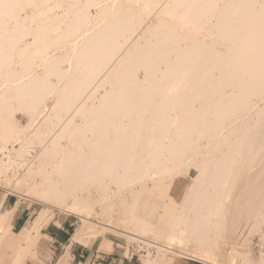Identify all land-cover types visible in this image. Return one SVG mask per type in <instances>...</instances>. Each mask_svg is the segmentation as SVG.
<instances>
[{
  "label": "bare ground",
  "instance_id": "6f19581e",
  "mask_svg": "<svg viewBox=\"0 0 264 264\" xmlns=\"http://www.w3.org/2000/svg\"><path fill=\"white\" fill-rule=\"evenodd\" d=\"M20 1L6 0L1 5L10 7L5 14L10 15ZM92 1L86 0L79 7L77 4L71 5L70 10L77 18L70 25L71 31L82 30L89 16L87 7ZM120 3L119 0H104L98 6L101 8L97 12L101 17L97 18L101 22L98 31L91 35V30H87L71 43L75 53L68 69L73 72L63 81L61 93L63 109L73 115L63 118L62 132L53 133L51 137V132L43 134L39 130L34 131L32 140L22 145L18 157L9 163L10 169L25 168L30 163L22 154L28 155L29 143L37 140L41 144V154L51 158L47 165L44 164V183L40 195L61 204L70 197L72 202L68 206L76 207L80 200L78 191L86 192L95 179L103 180L105 176L112 178L115 184L127 186V189H131L134 182L145 179L151 170L153 177L150 182L153 187L176 178L178 173L173 170L166 179L163 178V161L186 157L189 150L199 149L197 144L205 139L207 144L214 146L202 154L195 153L189 163L198 168V174L185 189L182 199V202L191 203L188 211L192 217L185 219L186 226L190 228L193 238L210 242L206 229L208 221L204 219L206 208L221 212L225 209L226 214L222 213V219L231 212L243 218L249 216L251 219L245 239L260 233V240L264 236V232H261L264 223V142L252 152L257 129L237 128L242 123V117L240 119L236 116L238 112L234 113L235 109L252 106V96L261 97L264 102V3L259 9L257 0H230L219 11L213 30L217 36L230 42L223 50L219 49V41H194L190 30L171 19L157 16L154 26L145 27L143 42L133 36L125 38L127 32L136 29L135 17H140L141 22L142 15L122 8L121 4L126 3ZM148 3L152 4V1ZM194 6L196 9L192 10ZM214 6L211 0H162L158 11L180 20H196L211 15ZM20 29L24 30V25H20ZM8 32L5 30L4 33ZM189 40L192 41L190 44L187 43ZM4 55V51L0 50V69L7 60ZM43 59L50 68L58 63V59L50 55H45ZM160 64H164L165 68L161 70ZM139 68H143L142 79L136 75ZM25 74L26 85L21 80L4 79L0 87V91L3 87L17 91L25 86L20 92L21 96L13 100L16 102L14 104L0 94V107L6 104L0 109L2 151L7 149L6 140L11 132L5 120H1L5 117L2 113L37 101L35 99L41 94L42 87L47 86L46 76ZM126 78L130 82L122 86ZM111 80H115L119 86L111 87L110 93L102 98L98 106L91 103L86 108L79 103L78 99L92 91L91 81L100 84ZM158 81L166 82V86L157 87ZM52 109L55 115H59V104H54ZM174 109L177 116L176 121L172 122ZM78 112L88 113L80 129L79 141L78 128L72 119ZM38 116L34 124L38 122ZM248 116L245 115L246 118ZM73 132L76 134L74 147L57 150L55 146L61 136H69ZM225 133L224 142L237 144V156L246 159L238 168L239 175L228 173L226 169L233 160L231 152H222L211 162L215 155L212 151L217 149ZM45 136L51 137L52 147H43ZM236 137L243 141L237 142ZM137 149L140 153H136ZM177 164L174 163V166ZM189 165L183 169L184 174L188 172ZM210 165L213 169L209 168ZM46 166H51L55 173L48 172ZM3 167L7 168V165L3 164ZM228 178L230 185L242 182L238 198H232L233 190L225 182ZM140 187L144 190L146 184L140 183ZM150 196H153L152 192H146L142 204L146 212L145 222L156 219L158 225L164 224L157 216L154 217L153 212L158 206ZM225 201L229 203L228 207ZM89 202V197L83 201L84 204ZM179 222L180 217L172 215L171 224L177 225ZM242 253L245 263L259 264L257 259L250 258L249 251Z\"/></svg>",
  "mask_w": 264,
  "mask_h": 264
},
{
  "label": "rangeland",
  "instance_id": "374dc122",
  "mask_svg": "<svg viewBox=\"0 0 264 264\" xmlns=\"http://www.w3.org/2000/svg\"><path fill=\"white\" fill-rule=\"evenodd\" d=\"M5 1L0 0V50L4 51V58L7 60L2 64L0 69V87L4 79H12L16 82L21 80L20 82L26 85L27 79L24 78L26 76L25 73H29L33 77L46 76L45 83H47V86L44 85L42 87L41 94L35 99L37 101L29 103L27 106L23 105L2 113L5 117H2L1 120H5L4 122H6L11 132L6 140V152L0 150V187L16 195L20 201H25L36 212H39L38 215L41 213L46 214L47 222L44 221L43 225L49 222L59 224L64 220L70 223L71 233L76 232L75 237L71 241L89 244L93 240L104 241L108 238L113 239L122 244L126 249L127 256H133L138 260L139 264H247L242 253L244 251H249L250 258L257 259L259 264H264L263 257L258 248L260 233H255L248 236L247 240L245 239L251 219L249 216L243 218L231 212L227 217L222 219V213L226 214L225 209H223L225 212L223 210L221 212L218 209L210 211L206 208L204 219L208 221L206 229L207 234L211 238L210 242L207 243H204L202 238H193L190 228L185 224V219H191L192 216L188 211L191 203L182 202L183 195L187 186L198 174V168L194 165H189L191 157L195 153L202 154L210 149L209 147L214 146V144H207L205 139H201L197 144L199 149L189 150L186 157L163 161L165 162L163 178L166 179L170 173L177 171L178 176L176 178L169 179L153 187L150 182V178L153 177L151 170L145 179L134 182L137 185L133 183L131 189H127V186L115 184L112 178L105 176L103 180L95 179L89 185L86 192L78 191L80 200L76 207L68 206L72 202L70 197L61 204L53 199H47L40 195L41 186L44 183L42 179L45 174L44 164L47 165L51 158L41 154L39 150L41 144H38L37 140H34L33 144L29 143L28 155L25 153L22 154V157L28 158L30 163L25 168L11 167L10 169L9 163L14 162L16 157H18L20 147L32 140L34 131L39 130L43 134L51 132V135L53 133H61L63 130V118H69L73 115L72 113L68 114L63 109V95L61 93L63 81L71 76L73 72L72 69H68L69 61L74 59L75 53L72 50V44L83 32L91 30L90 34L94 35L98 31L101 24V22L97 21V18H101L97 13L101 10L98 6L104 0H93L88 5V19L81 27L82 30L78 29V32L70 30V25L77 19L75 18V13L71 12L70 9L72 4H77L79 7L86 0H21L13 7L10 15L5 14L10 7H2ZM150 1H152V4L148 3ZM150 1L119 0V3H126V5L120 3L122 8L130 9L135 14L142 15L141 22L139 21L140 17H135L134 25L136 29L133 32H127L125 38L133 36L134 39L143 42L145 27L150 25V27L152 25L154 26L157 23V18H168L177 22L181 27L190 30L193 33L194 41H200L202 39L206 41H219L220 50H223L224 46L230 43L227 39H222L217 36L213 30L214 24L219 17V11L225 8L230 0H211L215 5L213 13L205 17L196 18V20L189 18L180 20L179 18H173L171 14L160 13L158 6L162 3V0ZM202 2L200 1V3ZM263 3L264 0H257V7L259 8ZM194 9H196L195 6L192 10ZM20 25H24V30L20 29ZM4 29L9 32L5 34ZM121 41L124 42V39L121 38ZM191 42L189 40L187 43L190 44ZM45 55L55 57L58 59V63L52 68L48 67L44 63L43 58ZM164 68V64H160V69L162 70ZM9 73L12 74L8 75ZM143 74V68L136 70V75L140 79L143 78ZM123 82L124 85L122 86H126L130 81L126 78ZM91 84L93 85L91 86L92 91L90 94L78 99L79 103H83V107L85 106L86 108L91 103L98 106L102 98L110 93L111 87L119 86L115 80L107 81L106 83L100 82V84L91 81ZM165 86L166 82L158 81L157 87L162 88ZM22 89L20 88L14 91L12 88L3 87L0 94L6 99L13 101L21 96L20 92ZM14 103L16 102L13 101L12 104ZM56 103L60 105L61 110L59 115H55L52 111ZM5 106L6 104L2 105L0 109ZM175 111V109L172 111L174 116L172 122L176 121L175 117L177 115ZM246 111L250 114V117ZM234 114L240 119L242 117V123L237 125V128L250 127L251 129H257L258 135L255 137L256 142L254 141L253 147L251 148L252 152L256 151L257 146L264 142L263 99L258 96H252V106L235 109ZM48 115L50 116V122L46 120ZM245 115L249 118H246ZM37 116L39 120L34 124L33 121ZM87 117L88 113L84 114L82 112H78L72 117L76 128H78V141L80 140V129L85 124ZM118 118V121L121 122V118ZM225 135L226 133L223 135L224 137H221V142L218 144L219 146L217 145V149L212 151L215 155L211 162H214L222 152H231L233 154V160L231 164H227L226 169L228 173L231 172L232 174L239 175L238 168L246 159L243 156H237V144L234 145V142H224ZM45 137V143L42 146L52 147L51 137L53 135L51 137ZM75 139V132L69 136L62 135L57 141L55 148L57 150H60L62 147L73 148ZM236 139L237 142L243 141L239 137H236ZM241 149L239 150L240 152L243 150ZM136 153H140L139 149L136 150ZM165 153L167 152L165 151ZM174 163L178 164L174 166ZM3 164H6L7 168H4ZM39 164L40 166H38ZM188 165V172L184 174L183 169ZM46 167L48 172L55 173L51 166ZM209 168L213 169V166L210 165ZM231 168L232 170L229 171ZM232 178L234 176L231 177V181ZM225 182L229 183V178ZM140 183L146 184L144 190H141ZM176 185L177 187L175 188ZM242 185V182H239V185L237 184L235 186L229 183L228 187H231L233 190L232 198H238ZM148 191L152 192L153 195L149 198H152L153 202L158 206L155 208L153 215L154 217L157 216L162 222L164 221V224L158 225L156 219L145 222L146 212L142 204L144 195ZM86 197L90 199L88 204L83 203ZM226 202L224 204L228 207L229 203ZM174 214L180 217V222L177 225L171 224V217ZM261 232H264V223ZM9 238L8 236L4 237V233L0 237V260L10 249L5 244V241L10 244ZM35 238L41 239L42 237L37 234ZM47 244L48 242H46L44 249L47 250L46 257L51 259V264H55L60 255H63V258L69 257L68 253H64L66 250L65 246L62 249L58 248L57 250L50 251ZM35 251L37 250L35 249ZM35 251L33 254L36 253ZM20 260L22 258H18V261ZM57 264L60 263L58 262Z\"/></svg>",
  "mask_w": 264,
  "mask_h": 264
},
{
  "label": "crops",
  "instance_id": "0c3cea01",
  "mask_svg": "<svg viewBox=\"0 0 264 264\" xmlns=\"http://www.w3.org/2000/svg\"><path fill=\"white\" fill-rule=\"evenodd\" d=\"M38 213L0 187V237L3 233L4 237H10V244L5 241L10 249L2 256L0 264H51L44 249L46 242L50 251L66 247L64 253L69 257L60 255L55 264H139L133 256H127L125 247L119 242L109 238L93 240L89 244L71 241L76 232L71 233L70 223L64 220L59 224L43 225L47 215ZM37 234L42 238H35ZM18 258L22 260L18 261Z\"/></svg>",
  "mask_w": 264,
  "mask_h": 264
},
{
  "label": "built area",
  "instance_id": "2783aa9c",
  "mask_svg": "<svg viewBox=\"0 0 264 264\" xmlns=\"http://www.w3.org/2000/svg\"><path fill=\"white\" fill-rule=\"evenodd\" d=\"M258 248L264 260V236L259 240Z\"/></svg>",
  "mask_w": 264,
  "mask_h": 264
}]
</instances>
